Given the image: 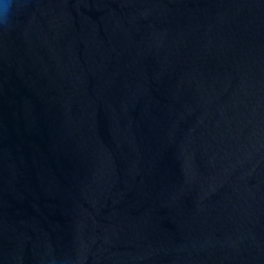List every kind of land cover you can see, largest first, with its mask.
Instances as JSON below:
<instances>
[{"label": "water", "instance_id": "1", "mask_svg": "<svg viewBox=\"0 0 264 264\" xmlns=\"http://www.w3.org/2000/svg\"><path fill=\"white\" fill-rule=\"evenodd\" d=\"M0 264H264V0H18Z\"/></svg>", "mask_w": 264, "mask_h": 264}, {"label": "clouds", "instance_id": "2", "mask_svg": "<svg viewBox=\"0 0 264 264\" xmlns=\"http://www.w3.org/2000/svg\"><path fill=\"white\" fill-rule=\"evenodd\" d=\"M18 0H0V27H6L10 24Z\"/></svg>", "mask_w": 264, "mask_h": 264}]
</instances>
